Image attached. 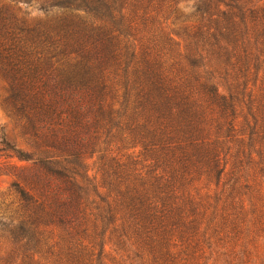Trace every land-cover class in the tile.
Listing matches in <instances>:
<instances>
[{"label": "trees", "instance_id": "16d2710c", "mask_svg": "<svg viewBox=\"0 0 264 264\" xmlns=\"http://www.w3.org/2000/svg\"><path fill=\"white\" fill-rule=\"evenodd\" d=\"M37 11L46 20L0 9L4 105L27 146L0 134V157L27 163L13 167L0 264H201V221L262 231L237 220L260 210L233 206L264 184V0H44ZM260 244L225 264L255 263Z\"/></svg>", "mask_w": 264, "mask_h": 264}, {"label": "rangeland", "instance_id": "374dc122", "mask_svg": "<svg viewBox=\"0 0 264 264\" xmlns=\"http://www.w3.org/2000/svg\"><path fill=\"white\" fill-rule=\"evenodd\" d=\"M43 1L36 0L29 6H26L12 4L9 0H0V9L9 6L20 17L26 18L30 23H38L46 20L45 15L37 11V8L43 4ZM190 6L191 4H181L177 7V12L188 13ZM52 16L53 13H50L49 20L52 19ZM6 97L7 84L0 79V134L4 132L18 148L27 150V146L19 134L15 120L10 116L4 105ZM26 165L27 163L20 162L16 158L7 159L3 156L0 157V224L5 222L8 208H12L16 201L15 194L12 190V183L16 180L14 177L15 169L13 167ZM239 192L243 195L244 199L242 203L233 206L235 212L241 211L244 207L248 210H260L261 212H257L255 216H249L247 219L245 218L246 216L237 215V220L241 219L240 222L246 221V223L249 220H252V223L259 221L260 224H263L262 231L258 233L259 230L256 228L252 233L246 232L239 234L238 232H233L230 229L234 228V222L232 221L234 218H228L226 220L221 217H210L208 220L201 221L203 230L198 232L194 239L195 244L197 243V248L196 246L193 247L196 248L195 250H199L200 248L203 250L201 252V257L203 258L201 264H206L207 262L208 264H225L222 254H233L236 249L242 250L246 248V242L248 240L256 238L260 239L261 244L259 247L260 250H254L261 255H259L258 261L253 264H264V184L249 189L243 188ZM207 227H209L208 230L204 229ZM218 227H227L228 229L225 234H218L216 232ZM250 227L254 226L250 225ZM236 244H238V247H236Z\"/></svg>", "mask_w": 264, "mask_h": 264}]
</instances>
